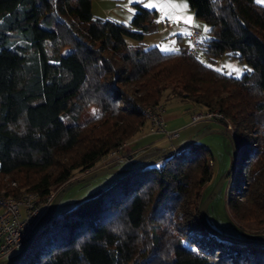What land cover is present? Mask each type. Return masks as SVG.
Masks as SVG:
<instances>
[{
  "label": "trees",
  "instance_id": "obj_1",
  "mask_svg": "<svg viewBox=\"0 0 264 264\" xmlns=\"http://www.w3.org/2000/svg\"><path fill=\"white\" fill-rule=\"evenodd\" d=\"M186 1L208 28L195 54L142 48L157 29L156 11L137 3L125 24L93 17L91 0H0V177L16 185L5 196L44 200L84 180L70 181L149 130L147 108L179 101L191 121L217 111L214 120L230 125L227 208L240 229L248 218L264 225V5ZM199 53L250 69L227 75ZM168 151L52 214L10 264H264V246L245 242L251 236L219 237L204 221L207 205L200 218L211 178L207 149L193 142Z\"/></svg>",
  "mask_w": 264,
  "mask_h": 264
},
{
  "label": "rangeland",
  "instance_id": "obj_2",
  "mask_svg": "<svg viewBox=\"0 0 264 264\" xmlns=\"http://www.w3.org/2000/svg\"><path fill=\"white\" fill-rule=\"evenodd\" d=\"M136 3L146 9L156 11L154 24L157 29L155 32L144 36L140 43L142 48L156 47L162 53H171L190 47L189 35L194 30L201 32V39L209 37L207 31H205V28H207L205 22L194 17L193 13L188 9L186 0H91V13L96 18L109 19L126 24L130 22L135 13ZM189 17L191 18L190 20ZM126 42L131 46L138 45L137 41L130 38H127ZM199 56L203 62L208 63L215 70L234 77H240L250 69L248 65L239 61L237 58L221 56L209 63L200 53ZM166 106V114L171 117L169 119V127L180 126V129L171 130L165 128L168 134L177 132L176 137L169 138L167 137L168 135L165 136L164 134H152L148 130L147 134L149 135L145 136L136 145L137 149L135 150L134 156L137 158L135 160L130 162L127 159L125 160L124 157L129 152L128 144L130 145L132 140L138 135L126 142L120 149L110 152L92 170L83 172L75 171L70 181L101 170L108 172L91 179L73 182L59 193L57 192L60 188H57L53 192L55 194L53 201H58L53 215L66 211L79 202L105 190L121 177L122 172L119 173L116 171L124 170L125 168L135 169L140 167L149 160L159 157L168 151L171 145L183 143V140L188 137H190L188 140H191L200 136L196 143L206 148L211 158V178L204 186L205 195L209 196L234 162L235 145L232 141V134L226 131L225 126L221 122L214 119H201L192 122L191 114L185 112L186 107L179 101H171ZM95 112L96 107H90L88 110L90 115ZM175 114H179V116ZM231 177L230 175L229 180ZM12 181L10 176L0 177V197H8L3 193L16 186ZM226 182L221 184L213 198L207 204L203 212L204 221L210 229L218 233L235 237L244 231L245 234L251 236L255 241L264 242V225L257 226L255 222H252L253 220L251 218H248L247 221L243 222L247 227L244 230L240 229L233 220L226 204V195L228 193ZM23 193L32 194L33 192ZM255 231L262 233H253V235L249 233ZM19 253L16 249L6 251L0 257V264L13 260Z\"/></svg>",
  "mask_w": 264,
  "mask_h": 264
},
{
  "label": "built area",
  "instance_id": "obj_3",
  "mask_svg": "<svg viewBox=\"0 0 264 264\" xmlns=\"http://www.w3.org/2000/svg\"><path fill=\"white\" fill-rule=\"evenodd\" d=\"M200 32L194 30L190 33L189 54H195V50L200 46ZM164 107L156 105L153 109L147 108L145 114L150 123L149 131L152 134H164L172 138L177 136V132L168 134L162 118ZM222 115L215 112L198 113L192 116V121L201 119H219ZM230 129V125L226 126ZM55 194H49L40 201L36 193H23L18 197H0V257L8 250L23 247L29 239L31 232L45 210L53 202Z\"/></svg>",
  "mask_w": 264,
  "mask_h": 264
},
{
  "label": "water",
  "instance_id": "obj_4",
  "mask_svg": "<svg viewBox=\"0 0 264 264\" xmlns=\"http://www.w3.org/2000/svg\"><path fill=\"white\" fill-rule=\"evenodd\" d=\"M200 136H197V137H195V138H193V139H191V140H188V141H186V142H184V143H182V144H180L179 146H177V147H175V148H173V149H171V150H169L168 151V153H173V152H175V151H178L179 149H181V148H183V147H185V146H187V145H189V144H191V143H193V142H196L197 140H198V138H199ZM153 161V159L152 160H149L147 163H146V165L147 164H149V163H151ZM234 163V162H233ZM233 165V164H232ZM231 168H232V166H231ZM231 168H230V170H231ZM229 170V171H230ZM105 172H108V171H97V172H95V173H93V174H91V175H89V176H87L85 179H91V178H93V177H96L97 175H100V174H103V173H105ZM116 172H125L124 170H119V171H116ZM228 175V172L223 176V178L219 181V183L217 184V186L215 187V189L213 190V192L205 199V201L202 203V205L200 206V208H199V214H200V218H201V220H202V222H204L203 221V218H202V212H203V209L205 208V206L210 202V200L213 198V196L215 195V193L217 192V190L219 189V187L221 186V184L224 182V180L226 179V176ZM57 203H58V201L57 200H55V201H53L51 204H50V206L45 210V212L43 213V215L41 216V218L39 219V221L37 222V224H36V226L34 227V229H33V231L31 232V234H30V236H29V239H28V241H27V243L25 244V246H24V249L27 247V245H28V243L30 242V240L32 239V237H33V235L40 229V227L45 223V221L54 213V211H55V208H56V206H57ZM217 235L219 236V237H224L223 235H221V234H219V233H217ZM247 244H249V245H254V246H264V242H261V241H245ZM9 263H11V261H8V262H4V263H2V264H9Z\"/></svg>",
  "mask_w": 264,
  "mask_h": 264
},
{
  "label": "crops",
  "instance_id": "obj_5",
  "mask_svg": "<svg viewBox=\"0 0 264 264\" xmlns=\"http://www.w3.org/2000/svg\"><path fill=\"white\" fill-rule=\"evenodd\" d=\"M256 3H258V4H261V5H264V0H254ZM189 9V8H188ZM187 49H189V47L188 48H186L185 50H187ZM166 112H167V106H166V109H165V111H164V113H163V119H164V121H165V126H166V128H168V129H171V130H178V128L180 129V126L179 127H173V128H170L169 126V119H171V117H170V115H167L166 114ZM182 114V113H181ZM176 116H179V114H175ZM147 135H149V134H147V132H145V133H143V134H140V135H138L137 137H135L133 140H132V142H131V144L129 145L128 144V150H129V152H127L126 153V156L124 157V159L126 160H128V161H133V160H135V158H137L136 156H134V154H135V150L137 149L136 148V145L145 137V136H147ZM190 137H188V138H185L184 140H183V142L184 141H186V140H188ZM126 147V146H125ZM142 147V146H141ZM17 250V249H16Z\"/></svg>",
  "mask_w": 264,
  "mask_h": 264
},
{
  "label": "snow or ice",
  "instance_id": "obj_6",
  "mask_svg": "<svg viewBox=\"0 0 264 264\" xmlns=\"http://www.w3.org/2000/svg\"><path fill=\"white\" fill-rule=\"evenodd\" d=\"M191 18L189 17V20H190ZM205 31H207V28H205Z\"/></svg>",
  "mask_w": 264,
  "mask_h": 264
}]
</instances>
